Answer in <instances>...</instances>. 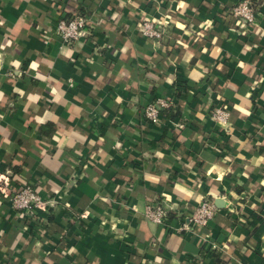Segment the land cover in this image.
I'll list each match as a JSON object with an SVG mask.
<instances>
[{"label": "crops", "instance_id": "1", "mask_svg": "<svg viewBox=\"0 0 264 264\" xmlns=\"http://www.w3.org/2000/svg\"><path fill=\"white\" fill-rule=\"evenodd\" d=\"M240 1L0 0V264H264V0L246 28ZM76 13L93 28L66 44ZM22 184L46 201L26 230L5 193Z\"/></svg>", "mask_w": 264, "mask_h": 264}, {"label": "built area", "instance_id": "2", "mask_svg": "<svg viewBox=\"0 0 264 264\" xmlns=\"http://www.w3.org/2000/svg\"><path fill=\"white\" fill-rule=\"evenodd\" d=\"M226 12L240 22L241 27L246 28L256 21L259 14V6L253 0H241L227 9ZM92 28V24L86 16L76 13L69 17L61 18L56 25L55 32L64 43L72 44L89 34ZM141 31L143 36L154 40L161 39L165 33L161 26L150 20L142 22ZM173 104L174 101L172 99L157 98L145 107V116L149 121L156 123L160 121L162 112L171 108ZM211 117L222 125L229 124L230 114L222 105L213 108ZM5 193L11 206L23 220V228L25 230L29 228L31 222L35 221L37 209L46 206V201L32 184H22L13 190L7 189ZM217 211L218 207L212 200L204 199L194 208L189 222L194 226H207L214 219ZM145 213L146 217L156 224H164L169 218L168 210L159 202H148Z\"/></svg>", "mask_w": 264, "mask_h": 264}, {"label": "trees", "instance_id": "3", "mask_svg": "<svg viewBox=\"0 0 264 264\" xmlns=\"http://www.w3.org/2000/svg\"><path fill=\"white\" fill-rule=\"evenodd\" d=\"M255 3H256V5H257V2L255 1V0H253ZM258 6V5H257Z\"/></svg>", "mask_w": 264, "mask_h": 264}]
</instances>
